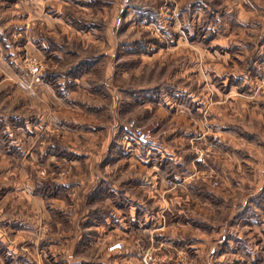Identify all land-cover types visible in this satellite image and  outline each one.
I'll return each instance as SVG.
<instances>
[{"label":"rangeland","instance_id":"374dc122","mask_svg":"<svg viewBox=\"0 0 264 264\" xmlns=\"http://www.w3.org/2000/svg\"><path fill=\"white\" fill-rule=\"evenodd\" d=\"M0 264H264V0H0Z\"/></svg>","mask_w":264,"mask_h":264},{"label":"crops","instance_id":"0c3cea01","mask_svg":"<svg viewBox=\"0 0 264 264\" xmlns=\"http://www.w3.org/2000/svg\"><path fill=\"white\" fill-rule=\"evenodd\" d=\"M133 141H135L136 143L138 144H142L141 146L142 147H145V149H143V154L141 156H134L136 159H139L141 160L142 162H149L151 160V157L150 156H153V159H154V154H156L157 152H161L162 155L163 152L165 153H169V146H167V144L165 142H162V140H160L159 138L158 139H155V138H152V140L147 143V144H143V143H139L134 137L132 138ZM138 147L135 146V147H130L129 148V151L131 152L132 149L133 151L136 150ZM154 151H157V152H154ZM131 155H132V152H131ZM136 155V154H135ZM157 155V154H156ZM155 155V156H156ZM177 157V156H176ZM132 158V157H131ZM144 158V159H143ZM149 158V159H148ZM178 158V157H177ZM179 173V172H178Z\"/></svg>","mask_w":264,"mask_h":264},{"label":"built area","instance_id":"2783aa9c","mask_svg":"<svg viewBox=\"0 0 264 264\" xmlns=\"http://www.w3.org/2000/svg\"><path fill=\"white\" fill-rule=\"evenodd\" d=\"M130 132L132 137H134L139 143H149L151 141V139L154 137L153 136V127H135V126H131V128L129 127ZM118 247L117 244H114L113 246H111V248H115Z\"/></svg>","mask_w":264,"mask_h":264}]
</instances>
